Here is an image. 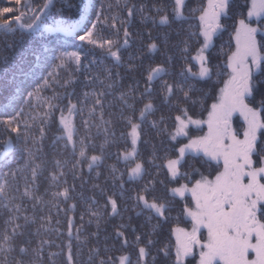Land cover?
I'll use <instances>...</instances> for the list:
<instances>
[{
  "label": "snow or ice",
  "instance_id": "6c2138e0",
  "mask_svg": "<svg viewBox=\"0 0 264 264\" xmlns=\"http://www.w3.org/2000/svg\"><path fill=\"white\" fill-rule=\"evenodd\" d=\"M0 33L13 91L42 65L0 116V264H264V0H0Z\"/></svg>",
  "mask_w": 264,
  "mask_h": 264
},
{
  "label": "trees",
  "instance_id": "16d2710c",
  "mask_svg": "<svg viewBox=\"0 0 264 264\" xmlns=\"http://www.w3.org/2000/svg\"><path fill=\"white\" fill-rule=\"evenodd\" d=\"M37 3L42 2V0H36ZM111 2L113 4H115L116 0H111ZM121 5L123 4V0H120ZM206 2V0H205ZM90 3L94 4L95 0H90ZM93 11V8L89 9V14H91ZM114 14L119 15V10L114 8ZM78 18V17H77ZM2 34V33H0ZM47 39L46 40H38L33 46L35 48H37L38 50L41 49V45H45V46H53L57 43H60L63 40V34H58V33H49L46 34ZM258 38H260V34L258 35ZM228 36L226 35L224 37V40H227ZM28 49V44L25 43L24 45H22L21 47L17 48L14 52L10 53L13 57H15V59L19 62L20 57H21V53H24L26 50ZM194 54V52L192 53ZM28 61L29 64L31 65V70H29V66L26 65L25 66V74L22 77H18L17 80L15 81V85H18V87L15 88V91H13V87L11 85L10 80L8 79V77H5L3 80H0V116L6 115V114H14L15 111L19 110V107H24L27 110V104L25 103V101L27 100V91H31L32 87H34V85L32 84V80H33V73L36 72V69L42 67L41 64L36 63L35 60L31 57L28 56ZM193 71H197V68L195 67V62L193 61ZM0 65H3V60L2 58H0ZM36 75H39L38 72H36ZM227 76L225 75L222 79H225ZM68 79V76L66 73L61 72V80H66ZM82 79V77H81ZM215 79V78H214ZM221 84L217 85V91L219 89V87H221ZM25 89H27V91H25ZM56 90L57 91H63L62 88L59 87V85L56 86ZM82 90L80 85L76 86V91L77 93H79ZM258 92H264V84H260ZM46 95H51V91H49L48 93H46ZM33 103L35 104L36 102L33 101ZM34 115H40L42 114V110L37 108L36 112L33 113ZM51 135V133H50ZM4 149V137L0 136V152H3ZM12 151L16 152V156L17 158H19L20 153L18 151H16L15 147L10 150V154ZM159 163V161H158ZM87 178V177H86ZM88 195H91V193H87ZM190 199V198H189ZM101 203H103V201H101ZM129 207V211L124 213V217H125V222L127 221V218L129 216L132 217V224L133 225H137L139 226L140 224H142L144 222V217L147 215V213H143L140 217L136 216V213L138 211H140L139 208H134V206L130 203L128 205ZM178 215V212H173L172 216L176 217ZM4 216L3 213V205L2 203H0V220H2ZM87 219V217H86ZM155 222V221H153ZM121 223V220L119 219V217L115 218L114 220H112L109 225H108V230L109 232H111V225L112 224H119ZM185 223L187 224L186 220L181 221L180 225H185ZM175 226V225H173ZM94 230V228H93ZM143 231L147 232L149 231V228L145 227L144 229H142ZM171 239L172 244L174 245L175 241L173 239V237H169V228L165 227L164 229V236L163 237H153V239H163L164 242H167L168 239ZM51 251H57V249H51ZM120 253H117V255H119ZM132 260H133V264H135L136 261V256L132 255Z\"/></svg>",
  "mask_w": 264,
  "mask_h": 264
},
{
  "label": "rangeland",
  "instance_id": "374dc122",
  "mask_svg": "<svg viewBox=\"0 0 264 264\" xmlns=\"http://www.w3.org/2000/svg\"><path fill=\"white\" fill-rule=\"evenodd\" d=\"M249 3H250V0H249ZM255 26V25H254ZM259 35V34H258ZM195 54V53H194ZM193 54V55H194ZM198 70V69H197ZM223 85L221 84V87H222ZM207 118V114H206V116L204 117V119H206ZM241 122V121H240ZM242 123V122H241ZM237 127H239V125H237ZM192 132H193V134H200L196 129H192ZM180 226H184V227H190V223L189 222H187V224L185 223V225H180ZM173 239H174V241H175V238L173 237Z\"/></svg>",
  "mask_w": 264,
  "mask_h": 264
},
{
  "label": "flooded vegetation",
  "instance_id": "af4514ba",
  "mask_svg": "<svg viewBox=\"0 0 264 264\" xmlns=\"http://www.w3.org/2000/svg\"><path fill=\"white\" fill-rule=\"evenodd\" d=\"M253 23H254V25H255V18H253ZM226 78H227V77H226ZM226 78H225V79H226ZM206 114H207V113H206V112H204V113H203V115H202V116H200L199 118H201V119H204V117L206 116ZM240 123H241V122H240V121H238V122H237V124H236V126H237V125H239Z\"/></svg>",
  "mask_w": 264,
  "mask_h": 264
}]
</instances>
